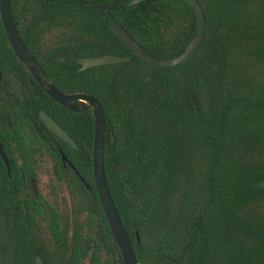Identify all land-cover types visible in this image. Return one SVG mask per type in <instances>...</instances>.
<instances>
[{"label": "trees", "instance_id": "trees-1", "mask_svg": "<svg viewBox=\"0 0 264 264\" xmlns=\"http://www.w3.org/2000/svg\"><path fill=\"white\" fill-rule=\"evenodd\" d=\"M196 1L204 37L174 66L142 61L109 18L143 53L171 59L197 32L183 0H10V8L53 86L101 105L104 174L138 264H264V0ZM106 54L129 60L77 64ZM80 105L75 113L44 93L0 19V143L9 161L8 173L0 157V264H36L37 256L43 264H124L94 187L92 110ZM40 111L76 149L44 126ZM47 157L66 182L68 211L38 189Z\"/></svg>", "mask_w": 264, "mask_h": 264}, {"label": "water", "instance_id": "water-1", "mask_svg": "<svg viewBox=\"0 0 264 264\" xmlns=\"http://www.w3.org/2000/svg\"><path fill=\"white\" fill-rule=\"evenodd\" d=\"M143 0H131L130 6H133ZM185 1L195 12L196 15V27L197 32L195 37L190 41L185 50L178 56L171 59H157L148 54L142 52L140 47L134 42L131 36L112 18H109V26L116 33L118 37L131 49L132 53L140 58L142 61L150 63L156 66H174L182 63L188 59L200 45L204 37V14L196 0H183ZM113 10V7L102 8L97 10V14L109 13ZM0 19L7 37L8 43L14 52V55L20 65L24 68L37 83V85L46 93L55 103L60 106L75 112L80 113L82 107L80 103H86L91 107L93 120H94V132H93V145H92V174L94 179V187L102 207V211L107 220L108 226L111 230L115 243L119 249L124 264H138L130 240L122 226L121 220L118 216L114 202L110 196V192L107 186L106 177L104 174L103 165V145H104V132H105V118L101 105L92 96L84 93L67 94L62 93L45 77L41 68L31 53L24 45L16 26L12 19L10 0H0ZM129 57H119L111 54H106L101 57H85L77 59V64L80 65V70H86L91 67L118 64L126 62ZM10 82L15 89L17 95L23 100V90L21 81L14 75H10ZM39 119L44 126L52 131L56 136L69 144L72 148H77L75 142L61 128L47 113L40 111ZM0 157L9 172V162L6 155L3 152V148L0 143ZM62 161L65 163L67 159L62 154ZM78 175V173L76 172ZM83 184L88 188L87 184L81 180ZM203 203L198 207L200 210ZM36 264H43L41 258L37 256L35 258Z\"/></svg>", "mask_w": 264, "mask_h": 264}, {"label": "rangeland", "instance_id": "rangeland-1", "mask_svg": "<svg viewBox=\"0 0 264 264\" xmlns=\"http://www.w3.org/2000/svg\"><path fill=\"white\" fill-rule=\"evenodd\" d=\"M50 167L51 165L47 161L42 163V167L38 171V189L48 201H54L52 205L58 211H68L72 202L69 197L68 188L62 183L56 184L52 181Z\"/></svg>", "mask_w": 264, "mask_h": 264}, {"label": "flooded vegetation", "instance_id": "flooded-vegetation-1", "mask_svg": "<svg viewBox=\"0 0 264 264\" xmlns=\"http://www.w3.org/2000/svg\"><path fill=\"white\" fill-rule=\"evenodd\" d=\"M11 9V8H10ZM11 75V74H10ZM9 78H10V76H9ZM61 158H62V154H61ZM47 161V163H50V165H51V167H50V174H51V179H52V181H54L56 184H60V183H62V184H64L65 186H67L66 185V182H65V180L63 179L61 182H58L57 180H56V178H55V176H54V174H53V166H52V164H51V162H50V160H49V158L47 157L45 160H44V163ZM9 162V161H8ZM63 162V161H62ZM65 165H68L69 167H70V169L75 173V175L77 176V177H79L77 174H76V170L74 169V167L72 166V164L69 162V161H66L65 163H63V167L65 166ZM41 167H42V165H41ZM41 167L39 168V170L41 169ZM7 169V168H6ZM38 170V171H39ZM38 171H37V177H38ZM9 173V172H8ZM89 188V187H88ZM87 188V189H88Z\"/></svg>", "mask_w": 264, "mask_h": 264}]
</instances>
